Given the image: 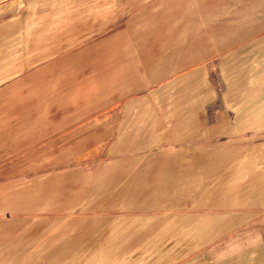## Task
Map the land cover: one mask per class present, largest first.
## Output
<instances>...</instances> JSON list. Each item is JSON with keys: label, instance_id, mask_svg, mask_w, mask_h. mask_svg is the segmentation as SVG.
I'll use <instances>...</instances> for the list:
<instances>
[{"label": "crops", "instance_id": "1", "mask_svg": "<svg viewBox=\"0 0 264 264\" xmlns=\"http://www.w3.org/2000/svg\"><path fill=\"white\" fill-rule=\"evenodd\" d=\"M52 11V40L37 66L0 85V107L13 112L0 123L20 125L21 143L19 153L0 158V187L20 184L22 206L30 186L59 189L62 173L72 172L61 168L62 148L90 147L99 130L104 143L94 155L106 157L105 169L79 171L90 186L118 188L129 175L168 172L154 186L171 190L196 186L174 183V172H189L183 157L204 156L220 139L228 146L218 150L236 155L238 129L264 125V0H60ZM62 107L104 110L62 135L58 125L74 117L61 119ZM10 128L12 148L18 131ZM257 155L245 165L251 195L242 210L206 214V199L187 196L185 207L168 192L123 196L164 204L152 209L86 206L63 218L21 212L0 228V264H77L61 260L76 252L91 253L85 264H158V252L185 253L168 264H264V150ZM56 193L37 202L60 204ZM95 200L84 204L110 203ZM46 220L55 225L47 234Z\"/></svg>", "mask_w": 264, "mask_h": 264}, {"label": "rangeland", "instance_id": "2", "mask_svg": "<svg viewBox=\"0 0 264 264\" xmlns=\"http://www.w3.org/2000/svg\"><path fill=\"white\" fill-rule=\"evenodd\" d=\"M59 1L60 0H0V85L18 77L11 74H20L22 71L25 72L37 66L38 59L43 56V48L51 43V20L54 14L52 8L53 4H58ZM225 90L226 86L222 76V99ZM77 93L80 94L79 91ZM83 97L84 93L80 94V96L76 98V102L79 104L83 103L81 101ZM15 110L14 112L19 113L20 109L18 108ZM103 110L87 107L75 109L62 107L60 109L61 119L72 115L74 117L71 119V123H61L58 125L60 132L62 135L65 134L70 129L79 126V124L76 123L83 121L92 114H98ZM7 112L13 114L12 111L10 112V109L0 107V115H5ZM35 112L36 108H29V116L34 115ZM45 114L52 115L53 112L51 109H46ZM73 121L75 122L72 123ZM32 126L36 127V124ZM45 126L52 129L53 124ZM10 127H12L13 131L16 129L18 131L16 135L14 134L13 136L12 142L14 146L12 148L8 145V142H10L8 139L11 138ZM8 128H10V130ZM19 128L20 125L17 124L5 125L0 123V152L4 153L3 150H7L6 154L0 155L1 159L9 158L7 156L9 155L8 151L19 153L21 150ZM99 132H101V130L98 131L97 137L93 138L94 140L91 146V140L88 141L90 147H76L71 150V154L66 151L68 149L62 148V152L66 153L61 156V168H71L72 172L62 173L61 186L59 189L53 187L38 188L30 186L28 194L26 195L28 196L29 204L24 207V205L22 206L20 203V184L17 183L18 185H14L12 188L0 187V228L9 227L8 223L10 222V217L21 215V212L26 211L29 212L30 216H36L37 214L48 215L55 212L63 218L66 216H76L87 210L90 211V208L87 209L86 206L93 207V211L97 212L132 211L140 208L152 209L154 207L163 206L164 204H154L145 201L143 198L140 199L141 203H132L131 198L123 199V196H152L153 199H155V197L161 199L168 196V192L174 197L179 195L183 203L182 206L185 207L186 200L189 198L187 196H190V199L195 202L200 197L202 200L206 199L204 203L206 214L219 211L228 212L236 208L242 210L245 208L246 204L241 202V199L251 195L245 188L244 182H242L244 169L247 167L245 165H250L251 167L255 165L258 157L257 151L264 150V125L253 124L249 125L247 129L245 127L238 129L236 155L225 156L223 151H219L218 148L228 146V143L225 144L224 139H220L218 140L220 145H218L219 143L217 145H211L205 152H199L205 153L204 156L190 154L187 157H183V163L189 165V172H174L173 176L176 179L174 183L179 185L182 183H187L189 185L194 184L196 185L194 187L186 188L179 186L171 190H169L168 187H155L154 184L156 182L165 184L164 180L168 179V172H150L144 173L139 179H134L132 175H129V177H126L125 186L123 187L97 188L95 186H90L92 183H89L85 174L79 171L88 168H92L93 171L95 169H100L98 175H102L101 171L105 169L104 164L106 162V157L94 155V152H97L100 145L104 143L102 138L99 137ZM79 142L80 141H78V143ZM81 143L85 144V140H81ZM30 146L31 145H29V147ZM213 147L217 150H213L215 149ZM91 152H93V154ZM217 153H220V155H216ZM173 163H178L176 158H174ZM185 175H187V178H182V176ZM100 179H102V177L98 176L97 180ZM56 190L57 192L59 191L60 204H52L50 202L41 204L37 202L40 200H52L54 191L55 196L58 195ZM231 193L233 198H231L229 202L227 197ZM234 196L236 197L234 198ZM11 199L12 203H10ZM92 199H96L95 201L103 200L110 203L84 204ZM123 201L128 202L124 203ZM195 202L190 206L194 207V210H197ZM199 209H203V207L201 206ZM54 226L51 220H49V222L46 220V234ZM47 238L48 236L46 235V239ZM90 254L91 253L84 252L64 253L63 255L67 256H63L61 260H71L73 262L75 261L77 264H85L86 260L90 258ZM177 254L178 257L175 256L174 252H158V264H168V262L180 258V256L185 253ZM182 258H184V256ZM185 258H188V256Z\"/></svg>", "mask_w": 264, "mask_h": 264}]
</instances>
